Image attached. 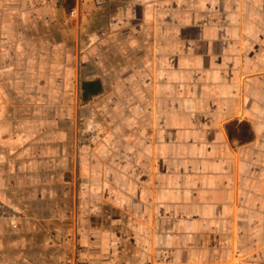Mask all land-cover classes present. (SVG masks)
Masks as SVG:
<instances>
[{
	"label": "crops",
	"instance_id": "1",
	"mask_svg": "<svg viewBox=\"0 0 264 264\" xmlns=\"http://www.w3.org/2000/svg\"><path fill=\"white\" fill-rule=\"evenodd\" d=\"M210 1L184 18L180 0H75L73 20L67 0H0V200L28 196L36 218L74 200L76 264H264V0ZM36 51L55 82L34 81ZM69 59L78 105L108 106L92 154L79 110L21 111L52 104L22 89L69 90ZM15 235L0 264H53L52 245Z\"/></svg>",
	"mask_w": 264,
	"mask_h": 264
},
{
	"label": "rangeland",
	"instance_id": "2",
	"mask_svg": "<svg viewBox=\"0 0 264 264\" xmlns=\"http://www.w3.org/2000/svg\"><path fill=\"white\" fill-rule=\"evenodd\" d=\"M104 2L100 5L98 4V0H93L94 6L97 10H104L108 7L110 0H103ZM218 3V0H216ZM211 3L210 0H180V9L182 11V17L188 18L189 14L191 16L198 18L199 16H205V6L206 4ZM75 0H67V6L69 10V18L76 20L78 18V10L75 6ZM193 12V13H192ZM39 52V53H38ZM43 52L36 51L35 55L27 59L26 63H30V69L33 71V75H31L36 83L41 82L43 79L50 78L51 80H46L47 82H55V78H60V76L56 73L58 70L57 60H54L52 64H47L43 61L42 56ZM24 58L22 62H25ZM71 62V67H73V75L67 76V80L65 84L69 83V90H46L39 91L34 89L20 91V97H37L42 100L47 99L52 102L51 105L34 107V108H21L22 112L28 111L31 115L39 116L44 115L47 110L52 108L53 112L57 114H61L64 116H69L68 120L71 119L70 116L74 115V121L76 120L77 110H79V116L82 121L85 122L84 127L79 132V138L81 144L86 146V150L88 149V154L93 152L94 148L100 144L103 140V137H106L108 129L107 126H102L98 122H103L104 118L108 117V106L105 108L99 107L97 101L96 105L94 101H90L85 103L84 105H78V94L79 92L75 90L77 83V76L75 74L76 59H69ZM64 62V65H66ZM109 63V62H107ZM65 75V74H63ZM15 79L23 82L21 79L19 72L15 74ZM93 77V74H85L83 80L87 81ZM2 76L0 77V81H2ZM6 82H11L13 76H5ZM22 85V84H20ZM23 86H26L23 84ZM3 94V92H1ZM0 93V94H1ZM6 94V93H4ZM3 94V95H4ZM109 99H106V103ZM85 106V109H84ZM83 109L85 110L84 112ZM49 112L46 113V118ZM53 119H56L54 116ZM49 122V119L47 120ZM56 125V123H54ZM18 126V125H16ZM21 133L25 134L26 131L30 129V131H35L36 134H40L43 136V133L49 130V124L44 123H34L32 127L25 128L27 125L25 123H20ZM56 128V127H54ZM20 146L23 147L24 144L20 142ZM33 146V143H30ZM106 144V143H105ZM37 147V146H36ZM87 155V154H86ZM91 156V155H90ZM45 157V156H44ZM49 160L55 161L56 156L45 157ZM66 158V157H65ZM64 158V159H65ZM71 161L73 158H68ZM26 172V171H25ZM44 172V171H43ZM34 181V179H32ZM20 186L25 187L23 184H26L27 181H20ZM37 185H32L29 187L22 188L29 190V188H36ZM40 186L38 185V188ZM18 200L16 202H11L8 200H0V239L2 242L10 241L12 236L24 235V242H28V239L35 238L33 242L39 244H47L52 245V250L48 253L54 255L53 264H61L60 258H56L55 255H59L61 253H65L68 255L66 261L63 264H76V250H77V210L76 203L69 201L65 205V207H61L60 202L53 203V211L60 212L63 210V216L60 214L52 216H46L41 218H36L33 215V211L38 209V206L33 202H28L24 200V196L17 197ZM37 207V208H36ZM40 227L43 231L41 233H36L34 229ZM44 227H47V232L44 233ZM23 229L25 233L23 234ZM32 242V241H31ZM30 243V241H29ZM63 244V248L60 245ZM68 244V249L64 247ZM49 248V247H48ZM261 261L263 263L264 257L263 254L260 256Z\"/></svg>",
	"mask_w": 264,
	"mask_h": 264
},
{
	"label": "built area",
	"instance_id": "3",
	"mask_svg": "<svg viewBox=\"0 0 264 264\" xmlns=\"http://www.w3.org/2000/svg\"><path fill=\"white\" fill-rule=\"evenodd\" d=\"M104 1L103 0H98V4H102Z\"/></svg>",
	"mask_w": 264,
	"mask_h": 264
}]
</instances>
